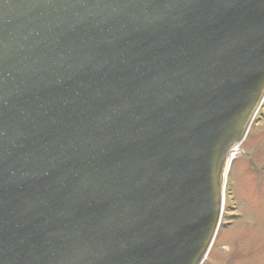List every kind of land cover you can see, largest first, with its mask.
<instances>
[{
    "label": "water",
    "instance_id": "water-1",
    "mask_svg": "<svg viewBox=\"0 0 264 264\" xmlns=\"http://www.w3.org/2000/svg\"><path fill=\"white\" fill-rule=\"evenodd\" d=\"M264 98V0H0V264H201Z\"/></svg>",
    "mask_w": 264,
    "mask_h": 264
},
{
    "label": "rangeland",
    "instance_id": "rangeland-1",
    "mask_svg": "<svg viewBox=\"0 0 264 264\" xmlns=\"http://www.w3.org/2000/svg\"><path fill=\"white\" fill-rule=\"evenodd\" d=\"M261 109L233 155L220 227L203 264H264V111ZM224 221L227 223L223 224Z\"/></svg>",
    "mask_w": 264,
    "mask_h": 264
}]
</instances>
